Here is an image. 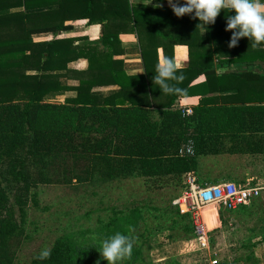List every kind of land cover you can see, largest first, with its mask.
<instances>
[{"label":"trees","instance_id":"obj_1","mask_svg":"<svg viewBox=\"0 0 264 264\" xmlns=\"http://www.w3.org/2000/svg\"><path fill=\"white\" fill-rule=\"evenodd\" d=\"M23 3L29 8L27 0H0V264H12L8 243L21 233L28 202L38 206L31 188L47 182L44 169L66 150L88 161L90 169L96 168L106 180L141 177L148 189H159L180 184L184 174L192 171L204 184L199 181L198 158L209 152L222 153L225 138H229L227 152L241 151L245 125L253 123L256 114L264 116V76L232 69L252 64L258 53L241 51L252 48L247 38H241L234 48L227 46L231 32L224 30L226 15L234 13L221 11L214 24L203 26L205 34L201 35L199 20L191 16L177 18L171 9L131 6L129 0H101L102 14L126 18L130 30L137 33L144 73L129 76L111 66L112 52L120 45L118 33L102 31L96 43L74 46L72 38L32 41V29L25 26L12 31L13 20L29 17L16 10ZM147 19L152 25L161 23L156 36L143 37L141 27ZM19 30L26 31L27 37L17 36ZM176 44L188 47L189 62L177 73L184 79L169 83L185 93L166 95L152 80L159 60L157 49L173 59ZM80 57L87 59L88 69L75 73L79 83L72 87L61 84L60 78L72 72L66 64ZM105 68L110 70L109 77H100L99 70ZM217 68L224 71L217 75ZM201 75L204 80L197 82ZM109 83L118 84L120 91L103 98L90 92L96 84ZM68 90L76 94L55 102L57 95ZM195 95L200 99L192 114L183 115L182 109L174 108L176 99ZM188 130L195 136L194 154L181 156L178 149ZM177 209L171 217L173 227L177 217L188 216ZM145 222L139 205L127 210L110 208L89 240L59 237L49 248V259L41 261L36 255L30 264H96L101 242L116 232L134 241L131 259L121 264H148L136 245ZM182 228H191L193 234L191 221ZM145 230L143 238L150 249L154 234ZM262 242L264 233L257 243L242 242L240 247L248 252L237 260L254 259L252 249ZM100 264L107 261L100 259Z\"/></svg>","mask_w":264,"mask_h":264},{"label":"rangeland","instance_id":"obj_2","mask_svg":"<svg viewBox=\"0 0 264 264\" xmlns=\"http://www.w3.org/2000/svg\"><path fill=\"white\" fill-rule=\"evenodd\" d=\"M253 118V123L245 125L242 138L239 137L241 151L227 152L229 138H225L222 153L209 152L198 158L199 181L209 183L216 178L232 176V182L261 187L260 196L236 211H226L219 204L205 208L202 218L209 233L207 251L198 250L194 257L187 260L202 258L216 259V264H262L258 261L260 259L264 264L263 242L252 249L257 260H237L248 252L240 244L257 243L264 233V116L256 114ZM185 137L179 149L189 139L195 146L192 130H188ZM71 153L72 150L68 149L63 152L62 158L50 162L44 169L47 182H38L31 188L36 193L38 206L28 202L21 233L9 240L8 252L12 264H30L42 249H49L59 237L73 235L78 241L89 240L99 226L98 221L107 218L110 208L127 210L134 205L142 207L146 222L138 231L136 245L141 247L146 260L151 254L154 258L160 256L159 245H169L172 240H193L191 228H182L191 221L189 214V217H177L178 224L174 227L171 219L177 209L174 201L186 191L184 177L180 184L148 189L141 177L106 180L101 172L95 171L96 168L90 169L88 161ZM206 174L212 179L204 178ZM196 177L198 179V175ZM16 219L19 220L18 215ZM171 226L173 228H169ZM144 230L154 234L152 249L147 248ZM197 245L196 241H192L186 248L184 245L179 248L178 252L196 249ZM199 261L195 263L200 264Z\"/></svg>","mask_w":264,"mask_h":264},{"label":"crops","instance_id":"obj_3","mask_svg":"<svg viewBox=\"0 0 264 264\" xmlns=\"http://www.w3.org/2000/svg\"><path fill=\"white\" fill-rule=\"evenodd\" d=\"M129 2L131 6H141L148 9H171L167 4V0H152L151 3H149L150 0H129ZM262 2H264V0H262ZM157 3H160L162 7H153V5ZM27 5L29 7L27 9H25L24 3L19 8H16V10L19 9L20 11H24V13H28L29 17L28 19L17 18L13 20L12 31L16 30L19 26H25L27 27L26 29H32L29 35L32 41L38 42L72 38L75 39L74 46L96 43L102 31L106 34L118 33L120 45L112 52V69L123 72L129 76L141 75L144 73V65L141 58L137 33L130 30L126 18L110 13L102 14L101 0H27ZM143 24L141 29L143 37L145 38L156 36L159 28L161 30L162 27L161 23L152 25L150 19L145 20ZM27 34L28 33L24 30L16 32V35L21 38H26ZM200 34H205L202 24L200 25ZM241 51L258 52L256 55L257 59L250 65L233 66L232 69L251 70L253 73L262 74L264 76V44L253 49L249 47L243 48ZM157 54L158 58L163 56L162 48L157 49ZM173 60L180 65L181 68L187 66L189 62L188 47L183 44L174 45ZM66 66L72 72L68 76L61 77L60 83L72 87L79 83V78L75 73L85 72L88 69V61L86 58L80 57L69 61ZM58 71L59 70H56V72ZM99 71L100 77H109L106 76V73L110 72L109 68ZM223 71L224 68L216 69L217 75H220ZM60 72L63 73L64 70H60ZM203 80L204 76L201 75L196 81L201 82ZM258 85L263 86L261 83ZM118 91H120V86L118 84L109 83L96 84L91 88L90 92L103 98ZM75 94L76 92L72 90L64 91L62 94L56 96L55 102L62 103L66 97H73ZM199 99L200 96L198 95L179 98L174 101L173 106L178 109L183 107L192 109L194 105L198 104ZM142 101L146 102L147 99H142ZM208 174H206L204 178L212 179L210 177L211 175ZM232 179H234V177L224 176L223 178L220 177L215 180H210L211 182L207 184L222 183L231 181ZM192 241H195V239H188L183 242L172 240L170 241L171 245H168V243L164 246L159 245L160 256L154 258L151 254L147 261L150 264H169L170 261H175L176 264H196L195 262L200 260V264H211V259L200 258L194 261L190 258V260H187L189 257H194V253L200 250L198 245L196 249L192 248L184 252H178L179 248L183 245L185 246L184 248H186ZM152 244L153 243L150 242V245ZM152 247L154 246L152 245L150 249H152ZM181 253L186 254L182 255ZM258 261L263 264L260 259Z\"/></svg>","mask_w":264,"mask_h":264},{"label":"clouds","instance_id":"obj_4","mask_svg":"<svg viewBox=\"0 0 264 264\" xmlns=\"http://www.w3.org/2000/svg\"><path fill=\"white\" fill-rule=\"evenodd\" d=\"M150 0L149 3H151ZM148 3V4H149ZM168 6L177 18L185 15L198 19V25L214 24L221 13L231 12L233 15H226V32H231L228 47L238 46L241 38H247L252 48L264 44V2L262 0H167ZM153 7H162L160 3ZM206 29V28H205ZM181 66L167 56L159 58L155 72L152 77L153 83L158 85L164 94H183L185 90L175 87L169 81L181 82L183 75H177ZM129 232L133 229L129 226ZM134 241L129 235L116 232L114 235L101 242L99 250L100 259L107 261V264H121L126 259H131ZM51 257V250L42 249L35 257L38 260H47ZM100 259L96 264H100Z\"/></svg>","mask_w":264,"mask_h":264},{"label":"built area","instance_id":"obj_5","mask_svg":"<svg viewBox=\"0 0 264 264\" xmlns=\"http://www.w3.org/2000/svg\"><path fill=\"white\" fill-rule=\"evenodd\" d=\"M182 114H192V109L183 107ZM181 156L194 154V144L192 140L178 151ZM186 191L183 192L174 204L182 214H189L193 227V236L200 247V250L207 251L208 246V229L202 218V211L213 205H221L224 210L232 211L241 206H247L249 203L260 196L261 187L248 186L244 184L225 181L215 184H201L198 182L196 175L192 171L184 174ZM217 260L212 259L211 264H216Z\"/></svg>","mask_w":264,"mask_h":264}]
</instances>
